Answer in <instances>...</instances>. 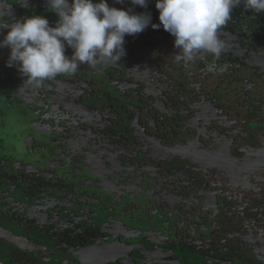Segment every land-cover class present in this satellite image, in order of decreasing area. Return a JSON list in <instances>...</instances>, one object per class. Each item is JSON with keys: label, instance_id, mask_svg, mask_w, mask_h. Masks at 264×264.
I'll return each mask as SVG.
<instances>
[{"label": "rangeland", "instance_id": "rangeland-1", "mask_svg": "<svg viewBox=\"0 0 264 264\" xmlns=\"http://www.w3.org/2000/svg\"><path fill=\"white\" fill-rule=\"evenodd\" d=\"M30 15L45 16L53 26L57 20L47 0H0V27ZM7 31L0 29V40ZM154 34L170 60L154 61L151 68L136 59L120 74L119 63L96 70L82 65L75 75H59L39 87L24 83L17 67L6 65L10 49L0 48V230L23 242L1 235L0 241L29 250L28 264H81V238L134 245L117 264H191L172 256L185 249L206 259L194 264H264V166L254 169L250 153L235 157L233 137L217 129L243 117L204 106L198 98L190 107L176 91L169 97L176 100L173 107L160 99L168 83L183 80L193 90L203 82L228 85L240 96L244 73L245 82L254 79L255 90L244 98L254 115L248 126L261 123L264 133V81L241 69L229 76L230 67L195 70L193 77L194 65L173 58L174 37ZM236 40L264 63V25L238 33ZM192 133L191 149H213L218 142L217 151L234 170L182 150L166 155L156 143L177 145ZM41 176L56 186L44 180L38 189ZM211 193L217 203L209 202ZM220 220L233 224L220 229ZM153 252L171 257L148 259ZM12 255L5 251L0 263Z\"/></svg>", "mask_w": 264, "mask_h": 264}, {"label": "clouds", "instance_id": "clouds-1", "mask_svg": "<svg viewBox=\"0 0 264 264\" xmlns=\"http://www.w3.org/2000/svg\"><path fill=\"white\" fill-rule=\"evenodd\" d=\"M123 0H116L122 3ZM148 0H130L127 9L110 7L108 0H47L57 20L30 15L7 24L0 48L10 49L6 65L17 67L24 83L34 87L59 75H75L82 65L97 68L117 64L126 55V36H136L151 25L174 37L176 62H193L200 52L219 57L225 48L221 32L241 5L245 11L264 13V0H155L159 23L146 8ZM71 49V55L66 50Z\"/></svg>", "mask_w": 264, "mask_h": 264}, {"label": "flooded vegetation", "instance_id": "flooded-vegetation-1", "mask_svg": "<svg viewBox=\"0 0 264 264\" xmlns=\"http://www.w3.org/2000/svg\"><path fill=\"white\" fill-rule=\"evenodd\" d=\"M109 6L110 7H116V8H129L132 7L130 5V0H123L122 3H116V0H108ZM133 11L135 13H150L152 17V23L158 24L159 23V13L158 10L155 8V1L154 0H148V4L146 8H141L139 6L133 7ZM264 25V14L263 13H252L250 11H243V9H235L232 13L231 20L229 23L225 26L223 31L221 32V38L225 41V48L221 55L219 57L212 56L211 54H207L204 52H200L197 56L196 60L193 62L188 63L187 65L191 64L194 65L192 66L191 70L192 73H194L193 77H196L197 73H195V70L202 71L203 73H209L210 71H221L224 69H228L230 67L229 71H226V74L229 76H237L238 73L235 71H238V69H241L243 72H250L247 74L259 76L262 78L264 81V63H262L261 59H253V56L256 55H251L249 54L250 50L249 49H244L243 46H241L240 42H237L236 37L238 36V33H241L242 31H247V30H255L258 31L260 30L261 27ZM150 28L145 29L142 33L136 35V36H126L125 37V44L127 45V57L124 56L126 59L129 60L128 63H126L124 57L121 59L119 62L118 66L119 69L117 68H111L110 70H119V74L124 72L126 68L128 69L129 67L134 66V62L136 59H142L147 65H151V68L154 67L153 63L154 61H162L164 58L166 60H170L167 56V50L163 47L162 41L161 40H156L158 37L155 36L154 32L155 31H162L166 34V36H169V33L165 31L162 27L159 29H153L151 25H149ZM164 37V36H163ZM240 44V45H239ZM251 44V43H250ZM249 44V45H250ZM238 45V48H237ZM234 47V48H233ZM237 48V49H235ZM71 49H68V52L71 53ZM203 54V55H202ZM167 55V56H166ZM124 61V62H123ZM261 62L262 64H260ZM163 63V62H162ZM161 63V65H162ZM157 65V63H155ZM86 67H88L86 65ZM160 67V66H159ZM88 69V68H87ZM97 68L93 69L96 70ZM103 73V71H102ZM201 73V72H200ZM240 74V73H239ZM242 74V73H241ZM259 74V75H256ZM252 75V76H253ZM198 76V75H197ZM244 73L243 76H241V85L238 84L239 89L242 91L241 95L238 96L236 95L237 92L235 89H231L230 86L225 85V87H221L219 84H211L209 82H203L200 83L199 87H195L193 89H190L188 85L184 82L180 84V82H170L168 83V87L166 88L167 95H163L160 99L164 100L167 104L170 105V107H173L175 103V99H170L169 97L172 94V91H176L177 93L184 97V99L187 101L188 105L192 107V98H198L200 99L201 103L204 106H210V107H223L227 109L231 115H234L233 113H238L239 116H242L244 119V122H236V124L229 125L228 127L225 126H217L218 131H226L227 134L233 137V140L231 141L230 144V149L231 153L236 157L244 158L248 153H250L251 156L248 158V162L253 166L254 169H256L259 164L261 166H264V133L262 130L261 123H259L260 117L256 114V122L258 125H255L253 127L248 126V122H252L254 119L253 113L250 114L251 109L249 106L251 105L250 102L245 100L244 98L249 97L250 92L255 91L253 89V80L251 79L250 82H245L247 79L244 78ZM246 77V76H245ZM261 95V94H260ZM263 96V95H261ZM149 102L151 100L149 99ZM152 106V105H151ZM177 106V104L175 105ZM178 106H180L178 104ZM252 120V121H251ZM255 122V123H256ZM254 123V121L252 122ZM196 128V127H195ZM224 133V132H223ZM196 135L190 139H187L183 144H187L191 139H195ZM198 149H208L199 146ZM217 149H222L221 144L217 142L215 143V146L213 149H208L209 151H214L218 158H220V161L218 164L225 166L224 163L222 162H227L230 164L231 167L226 166L228 168H231L234 170L235 164L227 159L222 152H218ZM256 167V168H255ZM40 181H42V185L38 188L40 189L43 184L44 180L45 183L44 185L50 184V186H56V181L52 183L53 181H50L49 178H46L45 176L39 177ZM50 182V183H49ZM262 186V187H261ZM260 187L261 189L264 190V185L262 184ZM213 194V193H212ZM211 195V194H210ZM214 195V194H213ZM209 202L212 203H217L216 197L210 198L209 196ZM227 207H230L229 205H226ZM263 219V218H262ZM220 229L225 228V226H228L227 224H233V222H228V221H223L220 220ZM0 235L3 236L6 240H9V237H15L19 241L23 242V240L20 237H16L15 235H11L10 233H6L4 231L0 230ZM79 240V239H78ZM83 244L81 245L79 249V259L81 264H86L82 259H81V254L80 250L84 247L91 246V245H101L104 243H109V242H91L87 238H81L79 240ZM112 242V241H110ZM120 242V241H119ZM124 243V242H122ZM11 243H1L0 241V255L4 254L5 251L11 249L13 255L10 257V259H6L7 261L1 262L0 264H28L30 261V256H29V250H26L24 248L22 249H16L10 245ZM26 248L29 246V243L26 242ZM127 245H130L129 243H125ZM135 247L132 248L130 254L134 251ZM187 249L184 251H180L181 254H179L177 251H173V255H181L185 259L189 260L192 262L191 264H194L196 261L206 262V259L204 257H195L191 253H189ZM162 253V252H161ZM259 254H263L262 251H256L255 254L258 256ZM129 254V255H130ZM165 253L161 256L162 259L165 258ZM172 255V256H173ZM254 253L250 257H253ZM45 256V255H44ZM43 256V257H44ZM168 257H171V255L168 253ZM126 257V256H125ZM125 257H122L118 259L117 261L110 262L107 264H117L118 262L122 261ZM44 259H47L45 256ZM151 259V258H150ZM262 259V257H261ZM264 259V257H263ZM47 262L49 264H57V261H52L51 259H47ZM209 263V262H207ZM245 264H251L250 262H246Z\"/></svg>", "mask_w": 264, "mask_h": 264}, {"label": "water", "instance_id": "water-1", "mask_svg": "<svg viewBox=\"0 0 264 264\" xmlns=\"http://www.w3.org/2000/svg\"><path fill=\"white\" fill-rule=\"evenodd\" d=\"M159 146L162 147L163 152L166 155H173L175 156L177 151L182 150L186 153H192L195 158L205 160L208 162L219 163L220 158L216 155L214 151H209L207 149H191L187 144L179 143L177 145H163L161 142H156ZM181 152V151H180ZM170 153V154H168ZM224 163L225 166H230L229 163ZM192 172V171H191ZM215 198V196L211 193L210 198ZM134 245H127L125 243L119 241H112L109 243H104L101 245H91L84 247L80 250L81 259L86 264H107L110 262L117 261L118 259L128 256L132 250ZM181 254V253H179ZM163 252H153L148 256V259L152 257H161ZM166 254L165 256H167ZM173 255V253H172Z\"/></svg>", "mask_w": 264, "mask_h": 264}, {"label": "trees", "instance_id": "trees-1", "mask_svg": "<svg viewBox=\"0 0 264 264\" xmlns=\"http://www.w3.org/2000/svg\"><path fill=\"white\" fill-rule=\"evenodd\" d=\"M237 9H243V6L241 5V7L240 8H237ZM127 45H124V48H125V50H126V53H127ZM126 57L128 56V55H125ZM124 59H125V61H126V63H128L129 62V60L128 59H126L125 57H124ZM124 62V61H123ZM84 71H86V69H83ZM193 132H194V130H193ZM194 136V133H192L190 136H188V137H185L183 140L184 141H186L187 139H190L191 137H193Z\"/></svg>", "mask_w": 264, "mask_h": 264}]
</instances>
